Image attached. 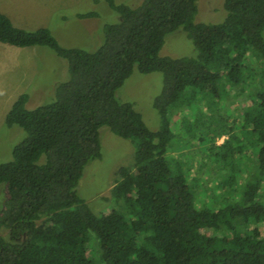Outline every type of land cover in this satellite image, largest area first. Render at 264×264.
<instances>
[{
    "label": "trees",
    "instance_id": "obj_1",
    "mask_svg": "<svg viewBox=\"0 0 264 264\" xmlns=\"http://www.w3.org/2000/svg\"><path fill=\"white\" fill-rule=\"evenodd\" d=\"M104 1L119 21L102 23L94 50L63 47L49 28L18 27L0 12V42L46 46L68 72L51 101L28 109L21 93L5 114L25 135L0 162V264H264V0H224L219 23L194 21L197 0ZM178 28L195 56L159 54ZM134 70L162 74L156 130L115 95ZM237 91L248 96L244 110L233 108ZM227 109L241 113L238 128ZM180 111L197 126L203 116L219 126L197 167L186 153V162L167 155ZM104 125L131 141L134 158L117 171L114 205L95 213L76 186L100 156ZM224 131L232 136L217 144Z\"/></svg>",
    "mask_w": 264,
    "mask_h": 264
},
{
    "label": "rangeland",
    "instance_id": "obj_2",
    "mask_svg": "<svg viewBox=\"0 0 264 264\" xmlns=\"http://www.w3.org/2000/svg\"><path fill=\"white\" fill-rule=\"evenodd\" d=\"M39 1L43 2L32 4L29 3V0H0V12L6 14L18 27L29 30L41 26L49 28L63 47H82L88 50L96 49L102 42L101 27L103 22L119 21V15L111 10L104 0ZM115 1L131 6L141 2V0ZM53 2L55 5H52ZM223 3L224 0H197L194 21L222 22L226 15ZM88 11H95L98 15L84 18L78 16V14ZM196 52L193 42L188 38L186 32L178 28L165 36V42L159 54L181 57L195 56ZM67 76L66 60L57 56L52 49L40 45L20 47L0 42V162L11 158L13 145L25 135L19 126L9 127L5 124V114L10 109L12 102L21 93H28L26 102L28 109L49 102L54 97L55 85L65 80ZM162 84L161 72L140 73L134 70L122 86L116 90L115 95L120 101L131 102L146 125L150 129L156 130L160 125V116L153 101L161 91ZM237 92L235 96L237 102L234 103L233 108L236 111L244 110L248 96ZM190 102L193 104L192 100ZM225 111L227 120L234 117L237 119V125L240 124L241 113L234 112L232 114L228 109ZM221 115L224 117L222 113ZM184 116L186 114L180 111L176 117L171 118L174 137L167 155L170 158H172L171 155L174 156L179 162L185 161L183 154L186 153L187 162H191L197 167L199 165V150L202 151L203 148L201 146L206 147L210 144L211 136L219 126L214 123L212 117L208 116H203V123L200 126H197V122L192 119L193 123L191 124L194 126H190L191 121L184 120ZM187 125L192 127L190 132L187 131ZM237 133L240 134V132ZM200 136L202 141H199ZM227 136H232V134L227 132L226 135L218 137L217 144L222 143ZM99 140L100 156L90 160L84 166L76 190L95 213H107L114 205L110 189L118 178L117 171L121 166L133 164L134 147L129 139L114 134L106 125L99 130ZM198 152L199 154H197ZM204 169L206 171V168H199L197 172H194L197 182L201 183L202 179L207 178ZM201 190L199 187V191ZM5 196L4 184H0V209ZM262 228L264 229V224ZM230 232L236 233L235 230H230ZM3 234L7 237L6 232Z\"/></svg>",
    "mask_w": 264,
    "mask_h": 264
},
{
    "label": "crops",
    "instance_id": "obj_3",
    "mask_svg": "<svg viewBox=\"0 0 264 264\" xmlns=\"http://www.w3.org/2000/svg\"><path fill=\"white\" fill-rule=\"evenodd\" d=\"M93 1H97V0H93ZM41 2H43V1H39V0H29V3H32V4L41 3ZM43 4H47V3H43ZM52 5H55V3L53 2Z\"/></svg>",
    "mask_w": 264,
    "mask_h": 264
}]
</instances>
